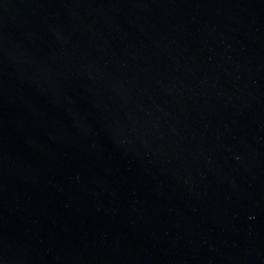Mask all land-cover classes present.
<instances>
[{"label":"water","instance_id":"1","mask_svg":"<svg viewBox=\"0 0 264 264\" xmlns=\"http://www.w3.org/2000/svg\"><path fill=\"white\" fill-rule=\"evenodd\" d=\"M0 264H264V0H0Z\"/></svg>","mask_w":264,"mask_h":264}]
</instances>
